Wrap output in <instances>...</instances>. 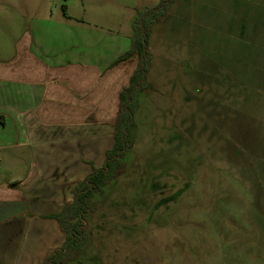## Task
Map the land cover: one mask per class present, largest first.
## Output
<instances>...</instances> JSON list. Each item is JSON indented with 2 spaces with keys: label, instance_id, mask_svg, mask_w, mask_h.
Here are the masks:
<instances>
[{
  "label": "rangeland",
  "instance_id": "374dc122",
  "mask_svg": "<svg viewBox=\"0 0 264 264\" xmlns=\"http://www.w3.org/2000/svg\"><path fill=\"white\" fill-rule=\"evenodd\" d=\"M159 2L0 0V52L47 35L63 5L124 41ZM150 52L125 173L95 195L70 264H264V0H179Z\"/></svg>",
  "mask_w": 264,
  "mask_h": 264
},
{
  "label": "crops",
  "instance_id": "0c3cea01",
  "mask_svg": "<svg viewBox=\"0 0 264 264\" xmlns=\"http://www.w3.org/2000/svg\"><path fill=\"white\" fill-rule=\"evenodd\" d=\"M73 20H52L47 35L24 33L10 57L0 52V264H45L63 247L66 235L48 217L103 168L120 94L138 66H114L133 32L122 41L120 32Z\"/></svg>",
  "mask_w": 264,
  "mask_h": 264
},
{
  "label": "trees",
  "instance_id": "16d2710c",
  "mask_svg": "<svg viewBox=\"0 0 264 264\" xmlns=\"http://www.w3.org/2000/svg\"><path fill=\"white\" fill-rule=\"evenodd\" d=\"M178 1L160 0L155 8L141 12L133 25L130 50L114 62L116 66L132 60L138 61L130 85L120 94L119 116L114 126V146L107 151L103 168H93V172L79 183L74 191V201L66 205L60 213L48 217L58 222L66 235V242L62 248L48 254L45 264H70L80 258L89 241L85 223L97 209L95 195L103 193L106 187L125 173L124 159L136 141V114L140 108V95L148 90H155L149 81L153 61L150 52L151 29L166 17ZM66 8V5H63L64 16L69 18Z\"/></svg>",
  "mask_w": 264,
  "mask_h": 264
}]
</instances>
